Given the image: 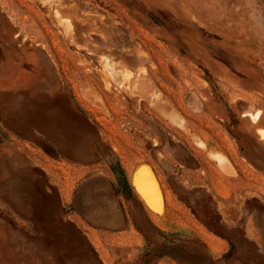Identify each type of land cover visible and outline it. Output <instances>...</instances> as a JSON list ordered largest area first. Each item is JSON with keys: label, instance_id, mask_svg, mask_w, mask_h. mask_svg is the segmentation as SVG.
I'll use <instances>...</instances> for the list:
<instances>
[{"label": "rangeland", "instance_id": "374dc122", "mask_svg": "<svg viewBox=\"0 0 264 264\" xmlns=\"http://www.w3.org/2000/svg\"><path fill=\"white\" fill-rule=\"evenodd\" d=\"M260 129L264 0H0V264H107L77 186L94 173L130 218L165 220L127 264H264ZM136 169L156 177L157 210Z\"/></svg>", "mask_w": 264, "mask_h": 264}, {"label": "crops", "instance_id": "0c3cea01", "mask_svg": "<svg viewBox=\"0 0 264 264\" xmlns=\"http://www.w3.org/2000/svg\"><path fill=\"white\" fill-rule=\"evenodd\" d=\"M93 170L96 165L87 166L86 164L81 166ZM93 167V168H92ZM95 170V169H94ZM83 180V182L81 181ZM79 181L77 186H84L90 188L86 191L87 196L92 193L93 201H88L85 209L93 211V220L88 224V227L93 230L91 233L93 237V243L95 251L99 253L101 258L107 264H127L139 260L143 256V253L149 244V239L146 237V233L143 231L142 220L140 216L145 218V221L149 228L155 234V238L159 242V232L161 229L159 221H165L162 216H157V221L153 219L150 212L146 211L147 208L140 209L139 213L131 212V218L127 213V207L123 201H113L107 196H103L102 183L103 179L97 174H91L90 177L83 178ZM13 187L15 182L11 184ZM60 186V196L65 205L66 202H70L68 194L65 195V189ZM51 188V186H50ZM72 193L71 204L74 201V191ZM66 196V197H65ZM119 199L121 196H117ZM66 198V199H65ZM92 202V205L89 203ZM132 210V209H131ZM148 210V209H147ZM141 221V222H140ZM164 239H162V242ZM209 251L212 255L219 256L224 252V247L218 241H209ZM164 244V242H163ZM103 251V252H100ZM164 255V254H162ZM164 257V256H163Z\"/></svg>", "mask_w": 264, "mask_h": 264}, {"label": "bare ground", "instance_id": "6f19581e", "mask_svg": "<svg viewBox=\"0 0 264 264\" xmlns=\"http://www.w3.org/2000/svg\"><path fill=\"white\" fill-rule=\"evenodd\" d=\"M52 6V5H50ZM59 6V5H58ZM56 8V6H55ZM61 8V6L59 7ZM59 12L55 11L56 17L58 16ZM70 17V16H69ZM75 17V16H74ZM89 18V17H88ZM77 19V18H76ZM94 20V19H93ZM101 20V19H100ZM88 23V22H87ZM101 23V22H100ZM104 23V22H103ZM91 24V23H90ZM89 24V25H90ZM63 27V26H62ZM67 27V26H66ZM61 28V27H60ZM93 30V29H92ZM60 33V31L58 32ZM89 34V33H88ZM92 34V33H91ZM82 35V34H81ZM95 35V34H94ZM98 35V34H97ZM61 36H63L61 34ZM88 37V36H87ZM63 38V37H62ZM66 38V37H65ZM64 38V39H65ZM67 38H70L67 37ZM105 38V37H104ZM71 39V38H70ZM107 39V38H106ZM110 39V38H109ZM112 41V40H111ZM80 46V45H79ZM69 47V46H68ZM85 48V47H84ZM93 53V52H92ZM88 55V54H87ZM100 55V54H99ZM98 55V56H99ZM108 58V57H107ZM100 60V59H99ZM122 60V59H121ZM104 68L106 71V77L113 82L116 81L117 75H119V70L116 66V64L112 63L111 61L107 60L106 58H104ZM126 67V66H125ZM124 69V68H123ZM125 71H123L124 73ZM141 73H144V71L142 70ZM130 78H132V73L129 72V74L127 76H130ZM120 76V75H119ZM118 76V77H119ZM104 77V76H103ZM121 78V77H120ZM110 87V86H109ZM128 90V89H127ZM130 92L132 94H136V93H141V94H145L148 91V85L146 82H133L131 88H130ZM129 93V92H128ZM150 95V94H149ZM248 113V112H247ZM259 114V112H257L256 114L254 113H248L246 114L247 117H250L251 120L253 122H256L257 120V115ZM244 115V114H243ZM259 132V136L261 137V139H264V130L260 129L258 130ZM149 170V169H148ZM150 171V170H149ZM140 173V172H139ZM152 178V180H151ZM151 180V181H150ZM132 184L133 186L136 188L135 191L139 193L140 198L144 201V199H146V201L148 203H146L151 209L157 210V208H159V205L161 204V198H162V194H161V189L159 188L158 185V181L156 179V177L151 173V172H144L143 174L140 175H134V177L132 178ZM145 202V201H144Z\"/></svg>", "mask_w": 264, "mask_h": 264}, {"label": "water", "instance_id": "95a60500", "mask_svg": "<svg viewBox=\"0 0 264 264\" xmlns=\"http://www.w3.org/2000/svg\"><path fill=\"white\" fill-rule=\"evenodd\" d=\"M136 171H137V169L134 171V173L132 174V176H131V178H130V184H131V187L133 188L134 191H135L136 188L133 186V184H132L131 181H132V178L134 177V174L136 173ZM151 180H152V178H151ZM151 180H150V181H151ZM136 191H137V190H136ZM136 191H135V193L139 196V193L136 192ZM139 197H140V196H139ZM144 201H145V204L148 203V202L146 201V199H144Z\"/></svg>", "mask_w": 264, "mask_h": 264}, {"label": "flooded vegetation", "instance_id": "af4514ba", "mask_svg": "<svg viewBox=\"0 0 264 264\" xmlns=\"http://www.w3.org/2000/svg\"><path fill=\"white\" fill-rule=\"evenodd\" d=\"M114 171V169H113ZM127 207V206H126ZM127 209L129 210L130 208L127 207ZM131 213V212H130ZM142 225H143V228H145L146 230L149 229V226L147 225L146 221L145 220H142Z\"/></svg>", "mask_w": 264, "mask_h": 264}]
</instances>
